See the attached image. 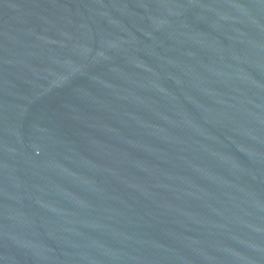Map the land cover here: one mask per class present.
<instances>
[{"label": "water", "instance_id": "water-1", "mask_svg": "<svg viewBox=\"0 0 264 264\" xmlns=\"http://www.w3.org/2000/svg\"><path fill=\"white\" fill-rule=\"evenodd\" d=\"M0 264H264V0H0Z\"/></svg>", "mask_w": 264, "mask_h": 264}]
</instances>
